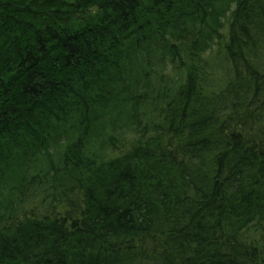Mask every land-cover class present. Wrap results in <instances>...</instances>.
<instances>
[{"label": "trees", "instance_id": "16d2710c", "mask_svg": "<svg viewBox=\"0 0 264 264\" xmlns=\"http://www.w3.org/2000/svg\"><path fill=\"white\" fill-rule=\"evenodd\" d=\"M0 264H264V0H0Z\"/></svg>", "mask_w": 264, "mask_h": 264}]
</instances>
